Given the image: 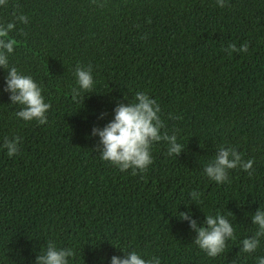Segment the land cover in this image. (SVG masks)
<instances>
[{
    "label": "trees",
    "instance_id": "trees-1",
    "mask_svg": "<svg viewBox=\"0 0 264 264\" xmlns=\"http://www.w3.org/2000/svg\"><path fill=\"white\" fill-rule=\"evenodd\" d=\"M8 22L17 42L9 66L51 106L44 124L17 118L22 105L0 67V145L19 138L11 157L0 147V264H36L50 244L72 250L69 264H111L133 250L161 264H256L264 235L251 254L240 242L264 208V0H7ZM229 43L248 50L229 54ZM78 66L94 84L72 99ZM137 91L156 100L161 131L183 147L169 156V141L153 142L146 170L121 171L100 158L93 129ZM221 146L252 169L210 180L203 169ZM217 212L235 238L209 257L189 221L199 227Z\"/></svg>",
    "mask_w": 264,
    "mask_h": 264
},
{
    "label": "clouds",
    "instance_id": "clouds-1",
    "mask_svg": "<svg viewBox=\"0 0 264 264\" xmlns=\"http://www.w3.org/2000/svg\"><path fill=\"white\" fill-rule=\"evenodd\" d=\"M227 0H216L219 7H223ZM7 0H0V6H6ZM16 19L21 23L28 22L27 16L21 14ZM15 28L14 22L0 23V67L7 68L5 78V91L11 93V102L22 105L15 113L16 117L23 121L35 120L40 124L46 123V113L50 108L42 95V89L29 75L18 72L14 66H9L8 54L13 52L16 40L9 36V32ZM247 43L237 48L235 43H229L226 51L246 52ZM76 83L79 91L73 89L72 99H77L80 92L92 89L94 80L90 68L76 67ZM164 127L160 118V107L154 98L144 91H137L131 102L117 104L114 109L113 118L103 127L94 128L93 134L100 138L99 156L102 160L109 161L121 171L132 169L144 171L152 163L151 146L153 142L163 140L169 141L167 154H179L183 145L176 142L175 135H167L162 132ZM6 149L8 156H13L19 151V138L13 137L0 145ZM253 160H243L241 154L232 147L221 146L218 155L210 163L204 166V174L217 184L228 180V169L240 167L244 171L252 169ZM192 199H198V193H190ZM190 212L180 213L182 219H188ZM252 223L257 226L255 235L245 237L240 243L241 251L244 253L255 252L260 244L259 237L264 235V208L258 207L251 217ZM190 226L196 230L195 244L209 257H215L222 253L226 247L225 241L234 239L235 229L233 224L225 215L217 212L215 215H207L202 225L197 227L194 220L189 221ZM71 249L57 250L51 244L45 254L36 257V264H69L68 257L72 256ZM111 264H161L159 257L144 259L140 253L133 250L126 257H111ZM256 264H264V255L256 258Z\"/></svg>",
    "mask_w": 264,
    "mask_h": 264
}]
</instances>
